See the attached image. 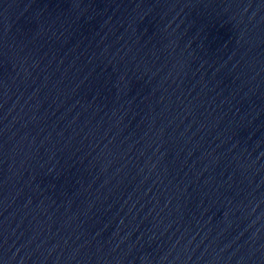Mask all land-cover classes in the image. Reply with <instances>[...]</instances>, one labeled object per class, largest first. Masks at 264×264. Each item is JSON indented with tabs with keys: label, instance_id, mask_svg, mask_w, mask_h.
Here are the masks:
<instances>
[{
	"label": "water",
	"instance_id": "water-1",
	"mask_svg": "<svg viewBox=\"0 0 264 264\" xmlns=\"http://www.w3.org/2000/svg\"><path fill=\"white\" fill-rule=\"evenodd\" d=\"M0 173L264 264V0H0Z\"/></svg>",
	"mask_w": 264,
	"mask_h": 264
}]
</instances>
